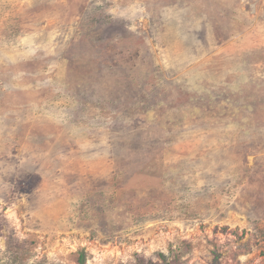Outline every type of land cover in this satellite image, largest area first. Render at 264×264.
Returning a JSON list of instances; mask_svg holds the SVG:
<instances>
[{
	"label": "rangeland",
	"instance_id": "rangeland-1",
	"mask_svg": "<svg viewBox=\"0 0 264 264\" xmlns=\"http://www.w3.org/2000/svg\"><path fill=\"white\" fill-rule=\"evenodd\" d=\"M0 264H264V0H0Z\"/></svg>",
	"mask_w": 264,
	"mask_h": 264
}]
</instances>
